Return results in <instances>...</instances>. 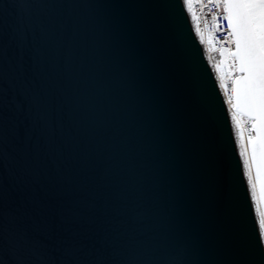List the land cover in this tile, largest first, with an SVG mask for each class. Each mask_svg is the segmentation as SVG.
I'll return each instance as SVG.
<instances>
[{
  "label": "snow or ice",
  "instance_id": "1",
  "mask_svg": "<svg viewBox=\"0 0 264 264\" xmlns=\"http://www.w3.org/2000/svg\"><path fill=\"white\" fill-rule=\"evenodd\" d=\"M205 2L226 16L233 46L219 50L233 73V95L223 101L232 131L244 138L250 122L252 133L240 153L247 185L239 164L225 183L214 88L198 78L196 49L184 45L201 118L221 133L226 226L211 244L172 175L177 154L162 162L147 133L144 62L97 19L64 12L82 5L0 0V264L7 256L12 264H264V0L182 5ZM174 27L179 33V14ZM9 176L21 188L18 202ZM212 247L224 258H209Z\"/></svg>",
  "mask_w": 264,
  "mask_h": 264
},
{
  "label": "water",
  "instance_id": "2",
  "mask_svg": "<svg viewBox=\"0 0 264 264\" xmlns=\"http://www.w3.org/2000/svg\"><path fill=\"white\" fill-rule=\"evenodd\" d=\"M12 2V0H8ZM69 4L82 5L64 9L67 16L95 18L106 25L114 38L132 54V59L144 62V74L149 96L146 113L147 133L153 136L165 162L169 153L175 152L178 161L172 171L178 180L183 196L195 214L202 219L209 234V243L222 233L226 226L222 213V196L217 191V161L221 139L219 131L213 132L201 118L199 91L196 81L186 68V49L197 51L198 78L214 88V116L219 118L222 135L227 140L228 161L224 182L235 172L243 181L244 164H240L241 147L233 133L232 118L215 70L206 55L202 40L195 31L191 14L183 8L182 0H66ZM9 20L13 10L9 9ZM180 16L179 33L174 27L175 17ZM14 95L10 91V99ZM226 119V123H225ZM255 175V170L253 169ZM10 200L17 201L21 188L14 177H7ZM246 186L248 181H243ZM258 192V182L257 189ZM212 259H223L224 250L210 248ZM12 264L10 256L5 257Z\"/></svg>",
  "mask_w": 264,
  "mask_h": 264
},
{
  "label": "built area",
  "instance_id": "3",
  "mask_svg": "<svg viewBox=\"0 0 264 264\" xmlns=\"http://www.w3.org/2000/svg\"><path fill=\"white\" fill-rule=\"evenodd\" d=\"M192 15L194 17V21L196 24V28L198 32L205 39L213 40V45L216 50H220L226 47H230L231 44L227 43L228 35H227V20L226 16L221 13L218 6L209 5L208 3H193L189 5ZM218 16V20H214L213 17ZM219 24V28L216 27V24ZM225 41V42H221ZM226 93L228 96L232 94V85L227 84ZM251 123H245V138L251 135Z\"/></svg>",
  "mask_w": 264,
  "mask_h": 264
},
{
  "label": "bare ground",
  "instance_id": "4",
  "mask_svg": "<svg viewBox=\"0 0 264 264\" xmlns=\"http://www.w3.org/2000/svg\"><path fill=\"white\" fill-rule=\"evenodd\" d=\"M187 8H188V10H189V12H190V9H189V5L187 6ZM191 13V12H190ZM206 55H207V57H208V59H209V62H210V64H211V66H213L214 64V62H213V56H212V54H211V52H208V51H206ZM216 76V75H215ZM220 78V75H218V78L217 79H219ZM220 80V79H219ZM232 123H233V126L235 125V123L233 122V119H232ZM235 134H236V136L237 137H239V129L238 128H236V130H235ZM239 141V140H238ZM240 143V142H239ZM242 151H244L243 150V148L241 149V152ZM245 161H247V159H246V157H245ZM244 166H245V168H246V163L244 164ZM252 177H254L255 175H254V173L252 172Z\"/></svg>",
  "mask_w": 264,
  "mask_h": 264
},
{
  "label": "rangeland",
  "instance_id": "5",
  "mask_svg": "<svg viewBox=\"0 0 264 264\" xmlns=\"http://www.w3.org/2000/svg\"><path fill=\"white\" fill-rule=\"evenodd\" d=\"M239 129V131H240V128H238ZM240 137H241V135H240ZM246 157V159H247V155L245 156Z\"/></svg>",
  "mask_w": 264,
  "mask_h": 264
}]
</instances>
